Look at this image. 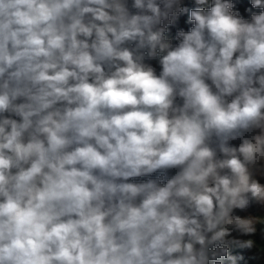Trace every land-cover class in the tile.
<instances>
[{"label": "clouds", "instance_id": "1", "mask_svg": "<svg viewBox=\"0 0 264 264\" xmlns=\"http://www.w3.org/2000/svg\"><path fill=\"white\" fill-rule=\"evenodd\" d=\"M0 264H264V0H0Z\"/></svg>", "mask_w": 264, "mask_h": 264}, {"label": "trees", "instance_id": "2", "mask_svg": "<svg viewBox=\"0 0 264 264\" xmlns=\"http://www.w3.org/2000/svg\"><path fill=\"white\" fill-rule=\"evenodd\" d=\"M250 255H251V253H247V254H245L246 259H247V257L250 256Z\"/></svg>", "mask_w": 264, "mask_h": 264}]
</instances>
